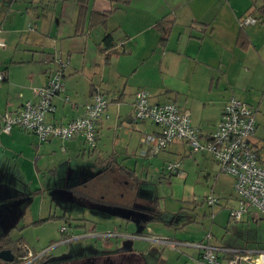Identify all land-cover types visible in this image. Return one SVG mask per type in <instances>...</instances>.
Here are the masks:
<instances>
[{
  "label": "crops",
  "instance_id": "crops-1",
  "mask_svg": "<svg viewBox=\"0 0 264 264\" xmlns=\"http://www.w3.org/2000/svg\"><path fill=\"white\" fill-rule=\"evenodd\" d=\"M261 5V0H128L127 3L87 0L83 18H80L76 0H0V43L4 44L0 46V71L5 77L0 82V126L4 114L17 111L26 101L37 100L34 90L47 84L49 75L57 69L51 58L58 57L68 62L63 71L65 90L53 98L55 112L45 117L47 123L64 125L79 117L96 89L106 96V110L110 103L115 105L108 112L105 110L97 128L96 148L90 150L97 155L95 164L98 166L109 163V167H114V151L105 158L99 157L102 129H110L122 115L126 116L128 123L135 122L133 93L127 100L125 87L119 88L117 81L124 75H130L142 82L150 74L157 75L158 71L167 78L168 83L165 80L162 86H208V94L204 95L213 111L202 109L197 115L176 99L153 101L149 85L136 83L138 88L148 93L152 103H175L187 110L192 126L203 137L214 131L228 97L233 96L254 108L256 129L252 142L262 151L264 138L257 135L255 140L258 114L264 108V16L257 11ZM105 12L109 13L103 23L91 25L94 14ZM246 17L255 18L257 22L241 27L240 23ZM161 20L171 23L169 36L163 45L159 43L157 30ZM78 23L80 30L76 29ZM106 35L111 37L108 49L103 44ZM211 86H216V89L213 91ZM171 92L169 88L163 90L167 96ZM141 139L140 145L143 144ZM83 145L79 136L65 142L57 138L40 142L34 134L18 127L12 128L9 134L0 132V187L6 186L2 181L3 171L8 163L13 162L17 177L28 171L40 181L48 173V192L53 190L59 193L55 197L72 200L78 193V187H85L93 179V176L87 178L85 169L77 165L80 179L76 178L75 183L69 186L72 172L68 163L72 155L81 154ZM104 152L107 153L106 150ZM147 154L154 155L149 147L140 152L141 156ZM59 170L64 174L63 188L52 183ZM40 191L36 193L40 194ZM83 200L90 203L92 197H84ZM22 202L19 197L3 196L0 199V206H4L0 209V220L10 217L11 207ZM115 203L114 206L111 204L115 210L112 217L124 219L127 226H136L137 234H149L151 228L147 223L156 216L138 209L137 205L134 207L133 202ZM142 217L148 219L142 221ZM173 223L178 224L179 221L174 220ZM14 225L8 223L7 228H10L7 232ZM141 234L151 245L144 252L135 250L137 255H150L151 264L162 262V250L169 245L162 242L163 248H160L152 237ZM8 246L10 244L3 249H10ZM214 246L235 250L225 244ZM183 247L180 253L190 251L188 258L196 262L198 249L191 245ZM69 263L80 264L79 261Z\"/></svg>",
  "mask_w": 264,
  "mask_h": 264
},
{
  "label": "rangeland",
  "instance_id": "rangeland-1",
  "mask_svg": "<svg viewBox=\"0 0 264 264\" xmlns=\"http://www.w3.org/2000/svg\"><path fill=\"white\" fill-rule=\"evenodd\" d=\"M95 72L99 73L97 70ZM165 80L167 82L166 76L158 71L157 75L150 74L146 81L138 82L135 76L124 75L117 83L119 88L125 87L127 100L131 99L132 93L134 99V93L142 89L136 83H146L152 90L149 92L153 101L176 99L197 115L201 114L202 109L213 111L208 97L204 95L208 94V86H162ZM165 88L172 89L168 96L163 93ZM211 88L214 91L216 86ZM111 106L115 105L110 103L107 112ZM257 122L259 126L255 140L257 135L264 138V108L258 114ZM103 130L99 157L105 158L114 151V167H109V163L96 165L97 155L90 153L83 145L82 155H72L68 163L72 172L69 186L75 183L76 178L80 179L77 165L85 169L87 178L93 176V179L85 187L76 188L78 193L72 200L55 197L59 194L56 191L48 192V173L40 181L35 180L28 171L17 177L16 164H7L2 179L6 186L0 187L3 192H0V199L3 196L19 197L23 202L11 207L10 217L0 220V237L7 234V245L10 244L8 247L15 260L17 254H23L25 249L34 255L45 249L47 256H69L70 260H80L99 253L101 249L116 246H129L144 252L151 243L139 235L142 232L137 234L136 226H127L124 219L112 217L115 210L111 204L114 206L115 202H133L134 207L137 205L138 209L157 217L147 223L151 228L149 234L143 232L141 235L152 237L160 248H163L162 242L173 244L163 248V261L159 264H196L188 258L190 251L180 253L184 250L181 244L195 243L193 241L210 234L213 245L225 244L238 251L264 252V214L249 209V213L244 214L240 221L232 220L230 211L237 208L232 178L219 171L210 154L190 153L187 145L179 141L154 155L141 156L140 152L147 150L148 146L145 143L140 145V138L153 133V130L157 132L159 128L146 121L128 123L124 115L117 124L104 130V133ZM168 163H177L180 174H170L166 170ZM63 179V170H59L52 183L57 188H63ZM38 190H45V193L40 191L38 194ZM84 197H92V200L90 203L84 202ZM209 197L215 200L213 206L207 204ZM174 220L179 223L174 224ZM167 222L173 223L171 227L166 226ZM8 223L15 224L9 232Z\"/></svg>",
  "mask_w": 264,
  "mask_h": 264
},
{
  "label": "built area",
  "instance_id": "built-area-1",
  "mask_svg": "<svg viewBox=\"0 0 264 264\" xmlns=\"http://www.w3.org/2000/svg\"><path fill=\"white\" fill-rule=\"evenodd\" d=\"M256 22L255 18L246 17L240 25L246 27ZM0 46L4 44L0 43ZM51 59L57 69L49 75L45 86L34 90L37 100L26 101L17 111L4 114L0 132L9 134L13 127H18L34 134L40 142L49 138L65 142L79 136L89 150H95L97 128L107 107L106 96L96 89L79 117L64 125L47 123L45 117L55 112L53 98L64 92L63 71L68 63L58 57ZM4 78L0 71V82ZM133 119L135 122H150L159 128L157 132L142 138V142L154 154L174 142L183 141L190 153L211 155L219 171L232 178V190L237 199V208L230 211L233 221H240L244 214L249 213V209L264 214V151L261 153L252 142L256 129L254 108L233 96L229 97L214 131L203 137L192 126L187 110L173 103H152L148 93L140 90L134 93ZM166 170L170 174H180L177 163H168ZM214 203L212 197L207 199L208 205L213 206ZM211 238L210 234L200 242L181 245L198 249L197 264H264V252L219 248L210 243ZM219 254L227 257L221 258ZM41 255L42 252L34 255L25 249L18 261L19 264H31Z\"/></svg>",
  "mask_w": 264,
  "mask_h": 264
},
{
  "label": "flooded vegetation",
  "instance_id": "flooded-vegetation-1",
  "mask_svg": "<svg viewBox=\"0 0 264 264\" xmlns=\"http://www.w3.org/2000/svg\"><path fill=\"white\" fill-rule=\"evenodd\" d=\"M147 219L146 217L141 218L142 221ZM127 237L132 238V236ZM47 253V251L42 252V255L31 264L37 262H46V264H70V261H79L80 264H151V261H149L151 260L150 255H137L135 250L131 249L129 246H123L122 248L116 246L105 248L104 250L101 249L99 253L96 252L93 255L84 256L80 260H70L69 256L51 257V255L47 256ZM21 255L22 253H20L18 257ZM18 257L16 260H18Z\"/></svg>",
  "mask_w": 264,
  "mask_h": 264
},
{
  "label": "trees",
  "instance_id": "trees-1",
  "mask_svg": "<svg viewBox=\"0 0 264 264\" xmlns=\"http://www.w3.org/2000/svg\"><path fill=\"white\" fill-rule=\"evenodd\" d=\"M77 1V4L79 6V14H80V18H83L82 16L84 15V9H85V6L87 4V0H76ZM113 1H122L124 3H127L128 0H113ZM262 2V5L260 8H258V14H260L261 16H264V0H261ZM109 12H105V13H97V14H94L91 18V25L92 24H97L98 22H104V19L106 17V15L108 14ZM80 23L77 24V30H80ZM171 29V23H167V22H164V20H161L160 22H158V26H157V30L159 32V43L161 45H163L168 36H169V31ZM103 44L104 46L108 49L109 47H111V37L110 35H106L105 38L103 39ZM105 48V49H106ZM95 91L92 92V94L94 93ZM91 94V95H92ZM1 208H4V206H0V209ZM1 211V210H0ZM7 243H8V239H7V234H4L0 237V250L7 247ZM2 262V261H0ZM12 264H19V261L18 260H13Z\"/></svg>",
  "mask_w": 264,
  "mask_h": 264
},
{
  "label": "water",
  "instance_id": "water-1",
  "mask_svg": "<svg viewBox=\"0 0 264 264\" xmlns=\"http://www.w3.org/2000/svg\"><path fill=\"white\" fill-rule=\"evenodd\" d=\"M14 260V255L10 249H1L0 250V261L5 263H12Z\"/></svg>",
  "mask_w": 264,
  "mask_h": 264
}]
</instances>
